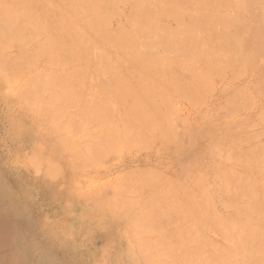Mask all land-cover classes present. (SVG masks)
I'll use <instances>...</instances> for the list:
<instances>
[{
  "label": "clouds",
  "instance_id": "obj_1",
  "mask_svg": "<svg viewBox=\"0 0 264 264\" xmlns=\"http://www.w3.org/2000/svg\"><path fill=\"white\" fill-rule=\"evenodd\" d=\"M0 264H264V0H0Z\"/></svg>",
  "mask_w": 264,
  "mask_h": 264
}]
</instances>
